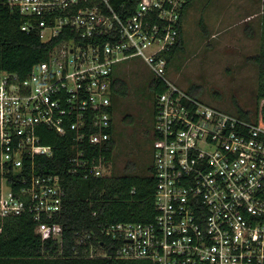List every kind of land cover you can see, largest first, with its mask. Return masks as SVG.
I'll list each match as a JSON object with an SVG mask.
<instances>
[{
	"label": "built area",
	"instance_id": "obj_1",
	"mask_svg": "<svg viewBox=\"0 0 264 264\" xmlns=\"http://www.w3.org/2000/svg\"><path fill=\"white\" fill-rule=\"evenodd\" d=\"M190 0H6L20 30L57 41L27 75L0 70V220L30 215L35 233L62 254L61 179L38 174L51 158L40 129L69 140L68 172L109 176L111 84L120 63L139 58L165 84L154 104L151 222L75 235L73 258L150 264H264V99L247 118L200 102L166 78ZM79 247L82 251L77 250ZM112 249V253L108 250Z\"/></svg>",
	"mask_w": 264,
	"mask_h": 264
},
{
	"label": "trees",
	"instance_id": "obj_2",
	"mask_svg": "<svg viewBox=\"0 0 264 264\" xmlns=\"http://www.w3.org/2000/svg\"><path fill=\"white\" fill-rule=\"evenodd\" d=\"M137 1L126 0L130 4V11ZM194 1L190 0L182 12L176 43L164 53L167 69L178 55L177 53L183 49L182 23L188 8ZM261 15L259 52L246 58V62L258 70L255 90L256 106L260 100L264 99V8ZM21 24V16L6 5V0H0V70L16 73L23 78L34 65L47 59L49 50L57 41L43 43L35 33L27 34L21 31ZM116 74L114 73L111 84L113 111L117 100L126 97L129 93L126 80L119 78ZM164 90L165 84L161 80L154 78L150 80L148 94L153 107V123L155 98ZM187 92L197 98V90L194 91L191 88ZM234 106L236 115L241 118L248 117V112L237 103ZM112 125V138L103 152L108 167L115 149L114 124ZM40 132L43 133L41 143L51 145L53 155L51 158L38 157L36 172L57 174L61 179L64 193L61 214L55 219L63 230L62 254L59 255V248L53 241L49 238L42 239L35 233L34 220L30 215L23 214L0 220V264H150L143 260L73 258V248L77 233L88 232L108 244L109 240L100 236L98 229L100 225L126 222L148 223L154 219L156 215L155 178L152 164L145 174H138L136 167L128 164L124 173L118 176L83 178L81 174L68 172L69 159L72 156L69 140L43 128ZM151 138L156 139V136L151 135ZM77 250L81 252L82 248L79 247ZM108 251L112 253V249Z\"/></svg>",
	"mask_w": 264,
	"mask_h": 264
},
{
	"label": "rangeland",
	"instance_id": "obj_3",
	"mask_svg": "<svg viewBox=\"0 0 264 264\" xmlns=\"http://www.w3.org/2000/svg\"><path fill=\"white\" fill-rule=\"evenodd\" d=\"M264 0H195L182 23L183 49L170 63L166 78L198 92L200 102L229 114L235 103L249 114L255 108L258 70L246 62L259 52ZM248 31L249 34H248ZM116 75L129 93L113 113L115 149L107 175L124 173L128 164L145 174L153 162V107L148 84L153 78L139 59L124 61Z\"/></svg>",
	"mask_w": 264,
	"mask_h": 264
}]
</instances>
